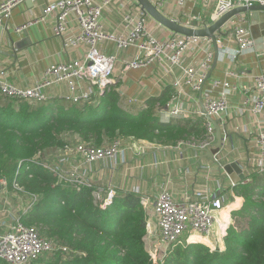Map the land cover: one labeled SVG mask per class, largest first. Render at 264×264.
<instances>
[{
  "label": "crops",
  "instance_id": "1",
  "mask_svg": "<svg viewBox=\"0 0 264 264\" xmlns=\"http://www.w3.org/2000/svg\"><path fill=\"white\" fill-rule=\"evenodd\" d=\"M3 1V0H0ZM54 0H48L52 2ZM36 2V1H35ZM41 0L39 3H44ZM133 5L129 0H118L106 8L103 24L107 31L121 30L122 13L124 7ZM41 5V4H40ZM37 7L43 12V7ZM215 0H188L180 6L173 0H167L161 11L169 18L187 25L190 15L197 18L193 27L210 25L214 20ZM39 14V11H36ZM43 16V15H42ZM42 16L35 17V10L26 3L18 6L12 12L11 18L0 24V71L4 79L20 88H33L38 85L45 69L55 63L83 59L86 49L66 48L61 39L54 36L52 27L55 16L42 20ZM260 23L254 26V32L264 38V15ZM246 17L249 31L251 23L249 15L234 18L225 29L226 36L219 38V56L215 52L213 43L200 40L193 44L185 56L186 63L199 69L202 67L209 53H212L210 68L202 91L194 92L189 87L184 88L182 94H177L173 83L181 78V71L168 72L165 68L152 65L146 69L124 71L125 60L137 57L134 48L117 51L114 45L101 46L102 53L116 59L114 69V84L118 85L121 94L120 106L131 114L143 109L148 100L159 97L167 88H172L176 95L167 107L168 110L180 106L187 114L185 118L175 119L173 122H193L200 120L198 112L203 110L205 90L209 89L215 80H225L229 84L227 97L229 108L220 120L224 135V142L220 152L210 156L213 146L205 147L203 143H181L177 147H163L138 141L133 138L121 139L124 148L123 155L116 160L101 161L92 166H85L71 149L61 150L67 157L66 167L69 170L80 168L87 173V179L93 185L105 187L116 193L138 192L155 199L162 191L171 192L179 201H194L201 196H220L224 200V208L217 213L216 227L213 234L204 237L195 233H187L184 238L195 243H203L212 250L225 249L227 229L235 221L233 214L244 206V198L239 196L235 187L247 180L248 176L264 166L257 144V134L260 124L264 122V114L251 111V106L245 102L255 94L254 77L264 73V51L256 49L245 52L237 59L234 52L238 45L231 35L233 26L240 18ZM38 22L28 25L29 22ZM22 32L16 29L26 26ZM150 29L160 39H168L173 34L161 32V27L151 19ZM264 40V39H263ZM264 49V42L261 45ZM217 58V62H216ZM91 88L85 82L81 91ZM49 102L65 101L70 96L69 86L65 83L57 84L44 90ZM79 94L81 92H78ZM213 96H219L218 93ZM129 101H132L129 104ZM166 108V109H167ZM75 140L79 141L77 137ZM73 145L74 144H70ZM208 148V151H204ZM29 197L20 192L0 186V222L8 223L18 217L29 204ZM148 219L151 221L153 232L157 230V217L150 211ZM4 229L0 226V233ZM155 237L147 234L146 249L149 252Z\"/></svg>",
  "mask_w": 264,
  "mask_h": 264
},
{
  "label": "trees",
  "instance_id": "2",
  "mask_svg": "<svg viewBox=\"0 0 264 264\" xmlns=\"http://www.w3.org/2000/svg\"><path fill=\"white\" fill-rule=\"evenodd\" d=\"M175 95L167 88L136 114L120 106L116 84L86 103L32 105L0 95V180H7L9 190L37 197L30 210L20 214L21 221L55 245L52 253L30 264H264V173L254 172L235 187L244 206L233 214L224 250L183 238L155 263L146 249L148 216L140 194L117 191L106 204L105 187L60 183L34 162L39 153L65 149L68 135L96 147L128 138L163 147L205 143V118L161 123L158 111ZM101 188L105 192L99 200L94 194Z\"/></svg>",
  "mask_w": 264,
  "mask_h": 264
},
{
  "label": "built area",
  "instance_id": "3",
  "mask_svg": "<svg viewBox=\"0 0 264 264\" xmlns=\"http://www.w3.org/2000/svg\"><path fill=\"white\" fill-rule=\"evenodd\" d=\"M26 1H0V24L6 19H10L14 9L26 3ZM32 1L35 2V0ZM117 1L54 0L50 2L43 12L42 20L55 16L56 21L52 27L54 36L61 39L66 48L78 49L84 47L86 49L85 57L80 60L60 62L48 66L43 73L41 82L33 88L14 86L4 79L3 72L0 71V95L6 99L26 101L32 105L43 104L48 103V98L44 93L46 88L65 83L70 89V96L66 100L74 103L92 101L93 98L102 95L108 85L114 84L116 59L102 53L101 46L104 44H112L117 51L121 52L130 48L137 50V57L125 60L124 71L146 69L152 65L161 66L168 72L180 70L181 78L173 83V88L177 94H182L184 88L187 87L194 92L202 91L207 79V70L210 68L212 61V53L208 54L202 66L206 69L203 70L186 63L185 56L190 47L200 40H206L209 44L212 41L209 39L186 38L174 34L168 39L158 38L149 27L150 17L142 12L135 0H129L133 5L127 4L124 7L121 30L107 31L102 21L104 11ZM151 1L161 9L167 0ZM173 1L183 6L188 0ZM215 2L214 21L240 6L264 5V0H215ZM196 20V17L190 15V22L187 26L192 27V23ZM36 22L38 21H31L28 25ZM25 28H27V25L17 28L16 32H22ZM230 33L238 45L237 50L234 52V58L237 59L245 52L255 49V43L251 37L246 17L240 18ZM220 42L218 40V45ZM85 82L89 83L91 88L87 91H81ZM254 84L255 94L245 104L251 106L253 113L264 114V73L254 77ZM228 88L227 81L215 80L212 86L205 90L203 108L205 107L208 114L217 120H221L222 116L228 111ZM215 93H218L219 96H213ZM131 103L132 101H129V104ZM158 115L162 124H169L175 119L187 116L178 105L169 110L168 108L161 109L158 111ZM197 115L207 121L208 139L203 143L204 146H213L216 142L214 126L208 121L203 110L199 111ZM257 144L264 162V122L260 124ZM68 149L73 150L82 163L88 167L101 161L116 160L120 155H123L124 151L121 139L101 147L79 140L74 146L68 145L64 150ZM34 162L51 171L60 183L67 182L78 188L93 185L87 179V173L80 171V168L69 170L66 167L67 157L59 154V152H57L55 159L53 154L39 153ZM255 172L264 173V166ZM0 186L7 188L8 182L5 178L0 180ZM104 192V189L101 188L94 195L97 199L102 200ZM114 195L113 191L108 192L106 204L112 201ZM140 197L147 216L152 211L157 217V230L155 232L151 229V221L149 219L147 221V234L155 237L154 245L148 253L155 263H160L164 259L158 262L156 258L157 253L162 248L168 251L173 244L183 239L187 233H195L204 237L211 236L216 227L217 213L224 208L223 198L216 195H204L194 201H179L171 192L164 190L155 199L147 195H141ZM29 199V204L23 213H27L37 201L35 196L29 197ZM0 226L4 229L0 233V260L9 264H30L40 256L52 253L55 250L54 243L40 236L35 228L26 226L21 221L20 215L8 223L0 222ZM62 250L68 252L67 248H62Z\"/></svg>",
  "mask_w": 264,
  "mask_h": 264
},
{
  "label": "water",
  "instance_id": "4",
  "mask_svg": "<svg viewBox=\"0 0 264 264\" xmlns=\"http://www.w3.org/2000/svg\"><path fill=\"white\" fill-rule=\"evenodd\" d=\"M27 0L26 5L30 9L35 10V17L39 18L43 15L44 10L46 9L47 5L49 4L48 0L44 3H39L41 0ZM136 4L142 10L144 14H146L152 21H154L157 25L161 27V32L168 31L174 35L186 37V38H193V39H209L212 41L213 46L217 58L219 56V46L218 40L221 37L227 35L225 32L226 26L236 17L240 15H249L250 16V23H251V37L254 40L256 49L260 51H264L261 48L262 43L264 42V38L254 32V26L259 25L261 15H264V5H252V6H240L237 7L230 12L224 14L218 20L213 21L210 25H204L202 27H190L187 25L182 24L181 22L171 19L167 17L151 0H135ZM41 4V5H40ZM43 7V12L38 9L37 7ZM36 11H39V14H36ZM0 31H2V26H0ZM159 35H157L158 37ZM216 58V62L218 61ZM203 112L206 115L208 121L212 123L215 128V138L216 142L213 144L214 150L211 151L210 156L214 157L217 155L224 142V135L222 131V126L220 125V120H217L211 117L205 107L203 108ZM204 151H208V148H204Z\"/></svg>",
  "mask_w": 264,
  "mask_h": 264
},
{
  "label": "rangeland",
  "instance_id": "5",
  "mask_svg": "<svg viewBox=\"0 0 264 264\" xmlns=\"http://www.w3.org/2000/svg\"><path fill=\"white\" fill-rule=\"evenodd\" d=\"M66 138H67V140H68V145H70V144H75V143H77V140H75V137L73 136V135H68V136H66ZM61 150H64V149H59V151H57L56 149L55 150H52V151H48V152H46V154L48 155H50V154H53V158L55 159L56 157H57V152H59V154H61ZM17 192V191H16ZM188 237H186V239H187ZM186 239H185V241H186ZM166 252L167 251H165V248H162V250H160L158 253H157V256H156V258H157V261L158 262H160L163 258H164V256H165V254H166Z\"/></svg>",
  "mask_w": 264,
  "mask_h": 264
}]
</instances>
